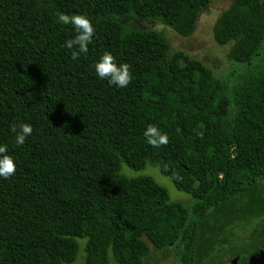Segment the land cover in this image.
<instances>
[{
    "label": "trees",
    "instance_id": "16d2710c",
    "mask_svg": "<svg viewBox=\"0 0 264 264\" xmlns=\"http://www.w3.org/2000/svg\"><path fill=\"white\" fill-rule=\"evenodd\" d=\"M208 2L0 0V145L16 164L0 177V264H72L78 239L84 264H146L151 248L173 250L178 264H230L256 250L264 0H231L215 22V41L231 43L229 59L248 65L231 86L202 61L170 52L162 33L121 22L158 20L186 37ZM57 12L84 15L95 28L77 60L64 46L74 28L57 23ZM105 51L131 66L126 88L97 76ZM20 123L33 131L17 147L10 126ZM149 124L167 133L166 146L147 143ZM122 163L156 166L190 205L149 176L121 173ZM244 227L248 235L235 239Z\"/></svg>",
    "mask_w": 264,
    "mask_h": 264
},
{
    "label": "rangeland",
    "instance_id": "374dc122",
    "mask_svg": "<svg viewBox=\"0 0 264 264\" xmlns=\"http://www.w3.org/2000/svg\"><path fill=\"white\" fill-rule=\"evenodd\" d=\"M231 4V0H209L208 4L199 12L195 28L189 36L177 34L171 27L162 24L158 20H140L131 17H124L121 22L134 28L152 29L163 34L169 43L170 52L182 51L186 55L202 61L215 76L224 78L231 86L233 79L241 70L248 68L247 64H235L229 59L231 43L218 44L213 35V28L218 17ZM124 132L127 127L119 126ZM121 173L128 177L149 176L156 183L163 186L169 195L170 200L189 206L192 198L189 193L175 187L172 180L162 174L156 166L147 164L144 168L133 170L124 163L121 164ZM264 186V178L259 183ZM235 239L244 238L248 235L249 228L235 229ZM80 244L77 257L72 264H84L83 239H78ZM146 264H178L175 252L171 249L161 251L151 248L150 256L145 259Z\"/></svg>",
    "mask_w": 264,
    "mask_h": 264
},
{
    "label": "clouds",
    "instance_id": "9594fccd",
    "mask_svg": "<svg viewBox=\"0 0 264 264\" xmlns=\"http://www.w3.org/2000/svg\"><path fill=\"white\" fill-rule=\"evenodd\" d=\"M57 23L72 25L75 36L65 42V47L71 49V58L79 59L81 54L88 52V45L95 35V28L89 18L81 14H66L57 12ZM130 65L127 63L118 64L112 53L105 51L95 62L94 68L101 80L107 79L110 85L118 88H126L132 81ZM10 130L15 134L14 141L17 147L24 145L26 138L32 134L33 128L28 123L13 124ZM147 143L153 148L166 146L169 142L167 133L162 132L156 125L149 124L143 133ZM16 172V164L11 155L8 154L7 145H0V177L9 179Z\"/></svg>",
    "mask_w": 264,
    "mask_h": 264
},
{
    "label": "water",
    "instance_id": "95a60500",
    "mask_svg": "<svg viewBox=\"0 0 264 264\" xmlns=\"http://www.w3.org/2000/svg\"><path fill=\"white\" fill-rule=\"evenodd\" d=\"M256 252V253H255ZM253 253L242 252L237 258L238 264H264V228L260 234V243Z\"/></svg>",
    "mask_w": 264,
    "mask_h": 264
},
{
    "label": "flooded vegetation",
    "instance_id": "af4514ba",
    "mask_svg": "<svg viewBox=\"0 0 264 264\" xmlns=\"http://www.w3.org/2000/svg\"><path fill=\"white\" fill-rule=\"evenodd\" d=\"M258 243H259V241H258ZM255 248V247H254ZM249 251H251V250H249ZM253 252H255V251H253ZM256 253V252H255ZM239 257V256H238ZM238 257H235V258H238ZM234 260V261H233ZM233 260H231V261H229V263L230 264H238L239 262H238V260L237 259H233Z\"/></svg>",
    "mask_w": 264,
    "mask_h": 264
}]
</instances>
